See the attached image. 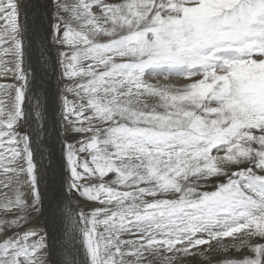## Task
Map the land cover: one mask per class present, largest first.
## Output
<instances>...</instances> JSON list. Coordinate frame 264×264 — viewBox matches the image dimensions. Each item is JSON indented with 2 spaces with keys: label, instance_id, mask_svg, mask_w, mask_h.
I'll use <instances>...</instances> for the list:
<instances>
[{
  "label": "snow or ice",
  "instance_id": "1",
  "mask_svg": "<svg viewBox=\"0 0 264 264\" xmlns=\"http://www.w3.org/2000/svg\"><path fill=\"white\" fill-rule=\"evenodd\" d=\"M52 6L40 58L56 47L68 172L54 210L35 92L23 131L28 6L0 0V264H264V0Z\"/></svg>",
  "mask_w": 264,
  "mask_h": 264
},
{
  "label": "bare ground",
  "instance_id": "2",
  "mask_svg": "<svg viewBox=\"0 0 264 264\" xmlns=\"http://www.w3.org/2000/svg\"><path fill=\"white\" fill-rule=\"evenodd\" d=\"M42 0H24L27 4L28 18V35L31 37L33 42V56H32V67L36 69L35 79L30 78V86L28 99L25 102L26 111H31L33 119L29 131L38 127L36 121V99L33 97L35 92L36 97L39 98L40 107L39 111L43 113V120L40 123H46L48 127V134L41 136L39 139L33 135L32 148L34 150V157L38 166V179L42 192L45 193V204L46 206L51 204V209L54 210L56 207L57 197L64 195L66 189V182L68 178V172L66 163L64 160L61 141L53 130V118L58 119L60 112V94L63 87V82L59 77V64L57 62V50L55 46L51 45L49 50L44 51V56L41 59L40 54L42 49L39 47L41 40H51V36L48 35L50 32V21L51 13L45 11L44 5L40 2ZM51 3V1H49ZM22 22L23 18H22ZM27 44V41H26ZM45 60L47 64H45ZM27 67V61H26ZM55 69V72L53 71ZM31 121V120H30ZM27 130V129H26ZM63 175L66 178L63 179ZM58 190V191H57ZM56 199V201H55ZM55 201V204L53 205ZM82 207H87L86 202L81 203ZM49 221H51V212L46 214ZM53 236L58 235L54 228H52ZM58 258V249H57Z\"/></svg>",
  "mask_w": 264,
  "mask_h": 264
},
{
  "label": "rangeland",
  "instance_id": "3",
  "mask_svg": "<svg viewBox=\"0 0 264 264\" xmlns=\"http://www.w3.org/2000/svg\"><path fill=\"white\" fill-rule=\"evenodd\" d=\"M49 1H51V3H49ZM41 3L44 5V3L45 4H47L46 5V7H45V11L47 10L48 12H50V11H53V6H52V0H42L41 2H40V6H42L41 5ZM46 11V12H47ZM50 20L48 19V22H49ZM57 49H56V47H55V51H56ZM56 54L58 55V51L56 52ZM57 58H58V56H57ZM26 66V65H25ZM0 82H3V83H7V82H12V81H10V80H8V81H4V80H0ZM55 119V117L53 118V120ZM30 124H32V120L31 121H29V124L28 125H30ZM27 129V130H26ZM29 129H30V126H28V127H24V129H23V131H29ZM34 151V150H33ZM35 156V155H34ZM35 158V157H34ZM64 178H66V175H63V179H62V181H64ZM58 191V190H57ZM58 199H59V197H57ZM60 198H62V196H60ZM55 201H56V199H55ZM55 201H54V203H53V205L55 204ZM39 223H41V224H43V220H41ZM56 234H58L57 232H56ZM55 236H57V235H55ZM54 236V237H55ZM214 256H216V254L214 253L213 254ZM223 257L221 256V257H218V259H222Z\"/></svg>",
  "mask_w": 264,
  "mask_h": 264
}]
</instances>
